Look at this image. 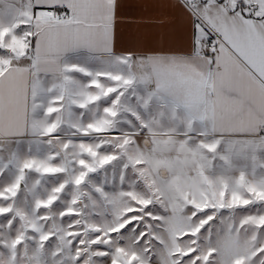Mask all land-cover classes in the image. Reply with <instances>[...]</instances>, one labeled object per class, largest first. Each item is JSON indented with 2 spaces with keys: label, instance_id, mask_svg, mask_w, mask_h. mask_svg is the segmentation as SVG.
Masks as SVG:
<instances>
[{
  "label": "snow or ice",
  "instance_id": "snow-or-ice-1",
  "mask_svg": "<svg viewBox=\"0 0 264 264\" xmlns=\"http://www.w3.org/2000/svg\"><path fill=\"white\" fill-rule=\"evenodd\" d=\"M0 264H264V0H0Z\"/></svg>",
  "mask_w": 264,
  "mask_h": 264
},
{
  "label": "crops",
  "instance_id": "crops-1",
  "mask_svg": "<svg viewBox=\"0 0 264 264\" xmlns=\"http://www.w3.org/2000/svg\"><path fill=\"white\" fill-rule=\"evenodd\" d=\"M129 15L130 16H136V15H139V12H138V10H131ZM125 32H126V34L131 35V34L136 32V29L135 28H126Z\"/></svg>",
  "mask_w": 264,
  "mask_h": 264
}]
</instances>
